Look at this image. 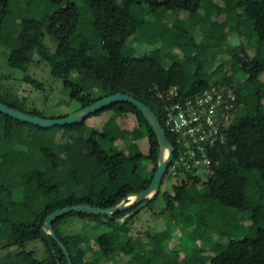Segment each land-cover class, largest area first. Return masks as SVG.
Masks as SVG:
<instances>
[{
	"label": "trees",
	"instance_id": "trees-1",
	"mask_svg": "<svg viewBox=\"0 0 264 264\" xmlns=\"http://www.w3.org/2000/svg\"><path fill=\"white\" fill-rule=\"evenodd\" d=\"M217 1L0 0V37L13 43L8 65L22 72L29 70L39 46L47 36L51 37L57 43L48 60L51 73L62 80L71 101L76 103V111L117 93L132 96L155 111L175 147L161 188L171 166H175L176 175L172 189L163 191L167 204L163 214H169V226L154 236L148 235L153 249L161 247L168 255L176 238L171 228L175 227L176 232L181 219L187 229L181 239L186 237L190 242L182 251L183 264H264V0H221L223 7ZM85 3L90 6L92 17L82 18L80 8ZM207 11L211 20L206 17ZM156 12L163 14L161 20L155 18ZM184 13H188L187 18ZM223 14L226 20L220 22L217 18ZM82 22L84 31L79 29ZM197 27L211 44L193 42ZM173 30L185 35L179 47L173 43ZM214 30H223L226 35L235 31L240 37L237 41L248 37L247 30L255 33L260 54L250 58L246 44L240 41L230 46L225 40L231 62L239 66L233 78L223 80L234 88L235 120L225 138L210 149V168L185 170L176 165L179 144L165 121V100L157 94L167 96L175 87V99L179 100L193 97L213 83L220 85L215 76L225 71L223 58L213 72L214 63L201 59L202 53L219 43L209 36ZM132 37L154 43L164 59L157 62L150 53L133 49ZM191 43L193 49L189 48ZM176 48L179 55L174 52ZM74 71L76 78L71 77ZM10 101L5 104L47 118L36 109H25L23 103ZM104 113L110 115L101 127H88L90 117ZM127 117H133L136 124L124 139L137 142L147 138L149 150L117 162L110 135L121 128ZM17 128H21L23 148L12 153ZM61 130L63 136L72 132L79 135L72 142L57 143ZM159 149L151 125L129 102L108 106L83 122L52 128L21 122L0 112V186L17 195L10 205L3 206L0 214V250L20 248L17 264H68L59 244L53 239L52 247L41 236L47 216L76 204L111 208L129 194L146 189L158 167ZM142 177H146L143 184L136 187L135 180ZM250 200L255 201L256 208H248ZM136 207L112 216L72 212L57 219L54 230L67 247L72 264H100L111 257L127 258L125 264H164L165 256L149 259L145 247L134 244L130 223L140 210L124 223L117 221ZM74 218L87 219L95 228H112L119 246L108 232L94 240L96 249L85 236L65 232L63 225ZM197 235H201L199 259L192 263ZM36 240H42L47 248L48 255L43 259L27 251V245ZM224 240L226 248L217 251ZM172 251L181 254L179 250Z\"/></svg>",
	"mask_w": 264,
	"mask_h": 264
},
{
	"label": "rangeland",
	"instance_id": "rangeland-1",
	"mask_svg": "<svg viewBox=\"0 0 264 264\" xmlns=\"http://www.w3.org/2000/svg\"><path fill=\"white\" fill-rule=\"evenodd\" d=\"M217 3L220 7H223V3L221 0H218ZM51 7L58 8V6L55 5ZM80 11L82 18L92 17V11L88 4H83L80 8ZM201 12L204 13V10H201ZM184 17L187 18L188 13H184ZM206 17L207 19L211 20V16H209L208 11ZM155 18L161 20L163 18V14L161 12H156ZM217 19L220 22H224L226 20V15L223 14ZM85 28L86 26L84 22H82L79 28L80 31H84ZM172 32L174 37L173 43L177 47H179L186 39L185 35L178 32L177 30H173ZM246 32L247 33L245 35H248V37L241 38L240 41L243 44L247 45L246 48L250 58H256L260 54V49L258 47L259 39L255 33L248 30ZM209 36L211 40L216 39V41H218L219 43H217L215 47L212 46V48L209 49L206 53H202L201 59L209 60L211 63H214L211 68V71L213 72V70H215V68L218 66L220 60L223 58L225 71L216 75L215 78L220 82V85L228 87L227 84L223 83L224 78H233L234 75L238 73L239 66L235 62H231V55L228 53L229 47L226 45L225 40L229 41L228 45L231 46L235 42L236 44H240V41L236 40L240 37H238V33L235 31L226 35L223 30H214L212 33H210ZM194 37L195 40L193 42L195 43L199 44L203 42L205 43V46L206 44L212 43L211 41L206 40L207 38L204 36V32L199 27H197ZM130 44L132 48L139 51V53H150L151 59L154 61L160 62L164 59V54L160 49L156 47L154 43L142 42L137 37H132L130 39ZM12 45L13 43L11 42V40L0 37V99L5 103H10V100L15 101L17 105L23 103L22 105H24L25 109H36L43 113L45 117L50 119H52V117H60L61 115H65L66 113L71 114L75 112L77 108L76 103L74 101H71L69 92L64 87L62 80L56 76H53L50 70L48 60L53 56L57 47V43L51 37L47 36L43 44L39 46L34 57V61L27 72H22L21 70L14 69L8 65L7 58ZM194 47L195 46L192 43L189 46L190 49H193ZM179 51V48H176L174 52L179 55ZM177 58L178 56L176 57V59ZM187 60L188 62H192L191 58H188ZM210 73L209 75H211ZM71 77L76 78L77 72L74 71L71 74ZM262 78L264 79V75L262 76ZM38 83L40 85H38ZM231 88L232 90H234L233 87ZM172 89L174 92L176 91L175 87ZM161 94L162 92H158L157 95L162 99V97L160 96ZM109 115L110 113H104L102 115L90 117L87 120L88 127H101ZM135 124L136 122L133 117H127V119L121 123V128L117 129L112 133V135H110V138H112L114 141L113 150L117 162H121L124 158L137 152H142L144 154L148 153L149 147L147 138L141 139L137 142L130 141L131 143L128 142V140L124 139L127 131L131 130L135 126ZM78 135V132H72L68 135L63 136V131L61 130L59 131L56 138L57 143L72 142L78 137ZM13 141L14 146L12 148V153H15L23 148V145L21 143V128L16 129ZM148 167L151 168V165H148ZM175 175V168L171 166L168 179L161 188V193L157 196L155 201L144 206L142 209H139L140 212L130 223V227L132 228V233L134 236V244L136 246L142 244L147 251V257L149 259H158L161 256H165L166 261L164 262V264H183V248H185L186 245L188 247L190 245V242L186 237H184V239H181L182 235L186 234L187 232V229L181 219H178V228H176V232L175 227L171 228L173 234L175 233L176 238L174 241H172V248L170 249V251L168 250V255H165V251L161 247L153 249L151 246V239L148 237V235L154 236L155 234L165 230L169 226L168 224L170 216L168 213L163 214V212L167 208L166 201L163 197V191L172 189L171 185L174 184ZM145 178L146 177L136 179V187L141 186ZM81 179L85 182L84 177H82ZM14 199H17L16 194H11L3 190L0 186V214H3V206L10 205ZM247 206L249 209H253L257 207V204L254 200H250L247 202ZM135 214H133L131 217H133ZM201 225L205 226V223L202 222ZM63 230L65 232L81 234L87 239H90L91 247H93L94 249H96L94 240L101 233L108 232L114 240L115 245L119 246V241L112 228H109L107 226L95 228L87 219L74 218L67 224L63 225ZM200 240L201 235H197L196 239L193 242V253L190 257V261L192 263L196 262L199 259L197 255L199 254ZM225 248L226 240H224L216 250L223 251ZM173 249H176V251H181L180 256H178L177 254H173ZM21 251L22 250L18 247L0 250V264H17L15 263L17 262V254ZM27 251H31L32 253H34L36 258L38 259H43L48 255L47 248L42 240L30 242L27 245ZM207 252L208 254H212L211 251ZM126 261L127 258L111 257L108 259H103L100 264H125Z\"/></svg>",
	"mask_w": 264,
	"mask_h": 264
},
{
	"label": "built area",
	"instance_id": "built-area-1",
	"mask_svg": "<svg viewBox=\"0 0 264 264\" xmlns=\"http://www.w3.org/2000/svg\"><path fill=\"white\" fill-rule=\"evenodd\" d=\"M177 95L173 89L167 96L160 95L165 100L166 124L180 148L176 165L185 170H208L213 160L210 149L225 138L235 120V93L229 86L212 84L190 98L176 100Z\"/></svg>",
	"mask_w": 264,
	"mask_h": 264
},
{
	"label": "water",
	"instance_id": "water-1",
	"mask_svg": "<svg viewBox=\"0 0 264 264\" xmlns=\"http://www.w3.org/2000/svg\"><path fill=\"white\" fill-rule=\"evenodd\" d=\"M119 102H129L133 104L139 111H141L146 118V120L151 125L153 131L155 132L158 143L160 146L159 149V158H158V167L157 170L146 189L141 190L140 192L129 194L125 197V199L117 206L111 208H98L93 207L87 204H76L73 206H68L65 208L58 209L52 213H50L47 218L44 227L41 229V236L42 238L48 242L53 247V239L59 244L62 248L64 254L68 259V264H72L70 254L68 252L67 247L59 240L57 237L53 223L72 212H80V213H96L101 215H108L112 216L114 213L119 211H124L134 206H137L135 210L130 212L128 215L123 217L122 219H118L119 223H124L128 217H131L135 214L139 209L143 208L144 206L148 205L150 201L159 193L163 178L167 173V170L170 164L173 161L175 147L169 141L166 131L163 128L159 117L155 113V111L145 104L144 102L126 95L122 93H117L114 95L107 96L96 102L92 103L91 105L79 109L66 117L50 119V118H43L35 115H31L29 113L23 112L22 110L16 109L14 107H10L7 104L0 101V112L10 116L13 119H16L21 122L34 124L37 126H41L43 128H49L53 126H65V125H72L83 122L88 118L91 114L97 113L98 111L114 105ZM130 195H135L136 198L134 200H130Z\"/></svg>",
	"mask_w": 264,
	"mask_h": 264
},
{
	"label": "bare ground",
	"instance_id": "bare-ground-1",
	"mask_svg": "<svg viewBox=\"0 0 264 264\" xmlns=\"http://www.w3.org/2000/svg\"><path fill=\"white\" fill-rule=\"evenodd\" d=\"M130 198H131L132 200H134V199L136 198V196H135V195H130Z\"/></svg>",
	"mask_w": 264,
	"mask_h": 264
}]
</instances>
